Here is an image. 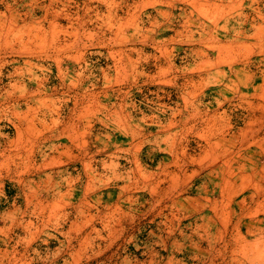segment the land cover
<instances>
[{
    "label": "rangeland",
    "instance_id": "obj_1",
    "mask_svg": "<svg viewBox=\"0 0 264 264\" xmlns=\"http://www.w3.org/2000/svg\"><path fill=\"white\" fill-rule=\"evenodd\" d=\"M0 264H264V0H0Z\"/></svg>",
    "mask_w": 264,
    "mask_h": 264
}]
</instances>
